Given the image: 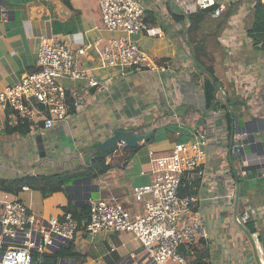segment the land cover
<instances>
[{"label": "crops", "instance_id": "obj_1", "mask_svg": "<svg viewBox=\"0 0 264 264\" xmlns=\"http://www.w3.org/2000/svg\"><path fill=\"white\" fill-rule=\"evenodd\" d=\"M138 1L145 8L150 24L164 27L167 34L151 40L138 33L130 39L136 44L134 40H142L139 36L143 34L150 40L151 51L146 53L156 62L175 63L174 73L104 67L94 41L99 37L110 39L127 34L106 28L100 0H0V91L37 69L42 34L64 40L73 50L85 48L86 54L78 57L80 66L107 88L102 91L88 87L86 80L71 81L69 88L84 97V104L74 109L67 122L44 137L29 128L25 132L26 127L13 117L11 110L0 109V177L56 174L88 167L90 161L99 157L95 150L97 145L115 129L146 132L144 129L148 127L147 131L175 124L181 133L189 134V141L196 133L208 138L206 177L185 181L192 187L190 195L195 198L192 214L204 221L203 235L188 246L192 255L207 251L205 262L208 264H264V46L249 34L254 28L258 0H218L227 5L224 14L209 13L204 18H226V24L219 23L224 31L221 41L216 43L208 40L214 32L201 26L196 32L188 31L185 37L188 20L177 21L173 13H179L172 11L167 0ZM170 23H176L182 31L170 33ZM192 43H202L204 51L216 58L214 70L223 84L222 92L216 94L213 82L198 66ZM193 75L200 78L199 84L192 80ZM230 91L234 110L232 106L230 110L227 108ZM241 105L249 108L239 110ZM167 110L177 112L179 121L161 117ZM105 119L110 121L105 122ZM244 131L249 134L243 141L245 155L253 161L242 176L246 200L240 211L238 199L236 216L237 196L232 197L231 193L234 186H239L240 194L238 180L241 177L237 176L235 168L237 156L241 155L231 150V137ZM64 132L72 149L67 153L63 151L61 139ZM95 139L99 140L96 145ZM81 142L85 144L80 145ZM174 144L168 140L140 143L128 166L115 167L92 180L90 187L97 196H90L87 202L107 199L133 214L141 212L142 204L135 199L133 191L135 187L149 185L153 179L150 151L163 154ZM247 147L250 152L246 151ZM241 159L245 162L243 157ZM83 190L81 179L68 185L66 192L46 199L29 188L19 195L9 194L35 214V210H44V214H37L44 220L57 211L58 205H68L70 199L74 200L75 194L76 199H82ZM246 212L255 223L253 235L244 228ZM187 216L188 213L182 215L180 220L183 222ZM76 236L83 242H76ZM74 238L75 252L82 256L77 261L72 260L75 264H117L141 249L140 242L130 233L97 236L82 228Z\"/></svg>", "mask_w": 264, "mask_h": 264}, {"label": "built area", "instance_id": "obj_2", "mask_svg": "<svg viewBox=\"0 0 264 264\" xmlns=\"http://www.w3.org/2000/svg\"><path fill=\"white\" fill-rule=\"evenodd\" d=\"M174 2L185 17L198 8L212 6H216L212 13L220 16L227 6L218 0ZM100 7L106 28L127 34L110 39L99 37L94 41L104 67H132L153 73L175 72V63L156 62L131 41L130 37L138 33L156 38L167 34L164 27L150 24L148 14L138 0H100ZM259 44L264 46V40ZM85 54V48L73 50L64 40L42 34L37 69L0 91V109L11 110L14 118L44 137L50 130L67 122L74 109L84 104V97L69 88L71 81L86 80L88 87L107 90L88 69L80 66L78 57ZM179 116L177 112L167 110L161 117L179 121ZM248 136L246 131L234 136V153L245 160L241 172H236L239 177L246 175L245 171L253 161L244 151L243 141ZM195 139L177 142L163 154L150 151L153 179L149 185L135 187L133 191L135 199L142 204L141 212L133 214L107 199L90 200V217L86 225L88 234L125 232L133 234L141 244L139 252L117 264H168L170 261L190 264L179 250L192 245L197 236L203 235L204 221L192 214L195 198L191 195L181 197L180 189L185 181L206 177L209 155L207 136L196 133ZM237 188H232V197L237 196ZM68 205H58L51 217L41 220L18 198L0 193V264H35V254L38 255L37 264H41L43 255L68 247L79 228ZM187 213L189 216L182 222L180 217ZM249 218L250 213L246 212L244 220ZM57 264L75 263L67 259L59 260Z\"/></svg>", "mask_w": 264, "mask_h": 264}, {"label": "trees", "instance_id": "obj_3", "mask_svg": "<svg viewBox=\"0 0 264 264\" xmlns=\"http://www.w3.org/2000/svg\"><path fill=\"white\" fill-rule=\"evenodd\" d=\"M215 9L216 6H212L208 9L198 8V10L190 14L188 18H185L184 16L179 14H173L177 21H181L183 19L188 20L189 32H193L199 29V24L202 18H204L206 14L212 13ZM249 34L254 37L257 43H260L264 40V3H262L261 0H258L256 3L254 28L252 29V31L249 32ZM191 47L193 50V54L196 57V62L198 63V66L203 70L204 74L213 82L216 94L222 92L223 84L216 77L213 64H208V62H212V56L204 51L202 43H192ZM192 77V80L195 83H200L199 77H197L196 75H193ZM228 101V104H230L229 106H231L230 98L228 99ZM21 124L26 127L25 132H28V126L23 123ZM154 130V137H152L147 143L168 140L176 144L178 137H180L182 134L181 130L175 124L162 125V127L154 128ZM185 137V139L190 138L189 134L186 132ZM95 150H97V154L101 157H97L90 161L89 166L85 167V169L81 172L77 170H80L83 167H78L73 171L70 170L64 173L56 174H24L15 178L0 177V192H6L12 195H19L23 191V188L27 187L31 190L40 192L42 197L46 199L55 193L66 192V187L68 185L73 184L74 180L76 179L89 177L94 180L100 174L112 170L115 167L125 168L132 161L133 156L137 152L138 148L122 147L120 149H117L114 153H112L109 162H107V158L102 156V153L98 150V145ZM241 178H239L238 180L240 185L239 204L241 203V199L243 198V195L245 193V191H243L242 189L241 181L243 182V180ZM189 185L190 184L186 183L184 186L181 187V197L189 196L193 192L192 187H190ZM68 208L78 222V230L86 228L87 222L90 217L89 203L85 202L82 205H76L75 203H73V199H70ZM244 228H246V230L251 235L256 233V227L253 218L245 220ZM73 241L69 247L62 248L61 250L53 252L51 254L43 255L42 264H57L59 260L70 259L77 261L78 259H80L82 256L76 254L75 245ZM179 252L188 259L190 264H208L205 262V260L208 258L207 251L205 253H200V255H192L189 247H181ZM37 259L38 255L35 254V264H37Z\"/></svg>", "mask_w": 264, "mask_h": 264}, {"label": "rangeland", "instance_id": "obj_4", "mask_svg": "<svg viewBox=\"0 0 264 264\" xmlns=\"http://www.w3.org/2000/svg\"><path fill=\"white\" fill-rule=\"evenodd\" d=\"M204 18H205V16H204ZM204 18H202L199 26H201L202 28H205V27L208 28V31H210V33H213L214 32V35H209L208 36L209 42L210 43H216L218 41H221V39H222L221 34L223 33L224 29H223V26H219V23L220 22H223L224 24H226V18H221V17L216 18V19H212L210 17H207V19H204ZM188 28H189V26L187 27V29ZM168 29H169V32L172 33V34L174 32L175 33L178 32V30L179 31H182V29L176 23H170L169 26H168ZM187 29H186V31H187ZM193 32H196V31H193ZM142 35L143 34H140V36H139L140 39H142V40H138L137 39V41L134 40V42L141 49H143L145 52L151 51L149 49L150 48L149 47L150 40H147L146 38H144L145 36L143 37ZM146 37L151 38V40L157 39L156 37H149V36H146ZM211 56H212V62H208V64H213V66H214V61L216 60V58L214 57L213 54ZM230 100L233 101V92L232 91H230ZM231 106H232V108L234 110L235 105L232 104ZM246 108H249V107L246 106V105H241L239 107V110L240 109L246 110ZM109 121H110L109 119H105V122H109ZM144 130H148V128H145ZM75 132H76V130H75ZM75 132L72 133L73 136H76V133ZM94 135H95V138H97L98 133L96 132ZM185 138H186L185 137V132H183L182 135L180 137H178L177 142H188L189 139H185ZM61 139H62V142H63V151H64V153L70 152L72 149H71V147L68 144V139L65 136V132L63 133V137H61ZM69 139H70V136H69ZM192 140L195 141L196 139L193 137ZM82 143H83V145L85 144V142H81L80 145H82ZM97 143H99V140L95 139L94 144L96 145ZM246 151L247 152H250L249 147L246 148ZM241 157H238L237 156V164H236V172L237 173H240L241 170H242V167H243V162H242ZM85 167L86 166H83L82 169L77 170V171L81 172V171H83L85 169ZM81 179L83 181L84 190L82 192V199H76V194H75V199L73 200V203H75L76 205H82V204H84L85 202H87V200L89 199L90 196H95V197L97 196L96 194H93V192H92L93 190L90 187L91 186V183H92V179L89 178V177H83ZM81 179L74 180L73 184H76L77 181L78 180H81ZM241 179H244L243 182L241 181V183H242V189L244 191V189H245V178L242 177ZM77 194H79V193H77ZM245 198L246 197H245V193H244V198L241 199V203H240V211L244 208V203H245V200H246ZM35 211L37 212L36 214H38V215L44 214V210H42V209L35 210ZM121 233H125V232H121ZM121 233H118V234H121ZM113 234H117V233H111V234L100 233V234H96V235L97 236H102V235H113ZM75 240L78 243L83 242L82 238H79V236H76V239Z\"/></svg>", "mask_w": 264, "mask_h": 264}, {"label": "water", "instance_id": "obj_5", "mask_svg": "<svg viewBox=\"0 0 264 264\" xmlns=\"http://www.w3.org/2000/svg\"><path fill=\"white\" fill-rule=\"evenodd\" d=\"M167 2L173 12L182 14L181 8L174 2V0H167ZM188 31L189 29H187V31L185 32V37ZM227 108L228 110H230V106L228 103H227ZM154 135H155L154 129H151L146 132H142L141 130L139 131V130L115 129L110 137L99 143L98 150L102 153V156L106 158H110L112 153H114L117 149H120L122 147L138 148L140 143L148 142L152 137H154ZM233 136L234 135H232L231 137V144H233V139H234ZM41 140L42 137L38 139V142L40 143ZM40 149L42 150L43 146ZM231 150L235 151L236 147H231ZM237 187H238L237 188L238 192L236 198V213H235L236 216H237V205L239 199V186ZM70 245L71 243L69 244V246Z\"/></svg>", "mask_w": 264, "mask_h": 264}, {"label": "clouds", "instance_id": "obj_6", "mask_svg": "<svg viewBox=\"0 0 264 264\" xmlns=\"http://www.w3.org/2000/svg\"><path fill=\"white\" fill-rule=\"evenodd\" d=\"M188 18V17H187ZM188 22V21H187ZM24 124V123H23ZM154 129V128H153ZM145 131H147V130H145ZM234 137V136H233ZM233 142H234V139H233ZM232 147H233V144H232ZM234 151V150H233Z\"/></svg>", "mask_w": 264, "mask_h": 264}]
</instances>
